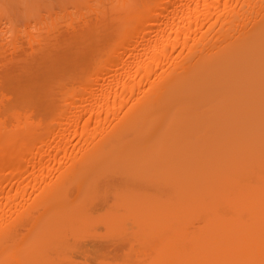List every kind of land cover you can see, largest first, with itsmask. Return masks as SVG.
Returning a JSON list of instances; mask_svg holds the SVG:
<instances>
[{"label":"bare ground","instance_id":"6f19581e","mask_svg":"<svg viewBox=\"0 0 264 264\" xmlns=\"http://www.w3.org/2000/svg\"><path fill=\"white\" fill-rule=\"evenodd\" d=\"M68 1L0 0V264H264V0Z\"/></svg>","mask_w":264,"mask_h":264},{"label":"rangeland","instance_id":"374dc122","mask_svg":"<svg viewBox=\"0 0 264 264\" xmlns=\"http://www.w3.org/2000/svg\"><path fill=\"white\" fill-rule=\"evenodd\" d=\"M75 1H76V0H75ZM77 1H78V0H77ZM88 1L90 2V0H88ZM88 1H87V3H88ZM91 2H92V1H91ZM91 2H90V4H91ZM68 3L71 4V6H72V5L74 4V0H72V1L69 0ZM68 3H67V4H68ZM72 3H73V4H72ZM75 5H76L75 8H73V6L71 7L70 5H68V6H69V7H68V11H69L70 9H71V10H72V9H78V7H77L78 5H77V4H75ZM69 12H70V11H69ZM70 13H71V12H70ZM72 13H73V11H72ZM90 13H92V12H90ZM90 13L88 12L87 14L89 15ZM92 14H93V13H92ZM92 14H91V16H92ZM91 16L89 15V17H91ZM75 17H76V15H75ZM75 17H74V18H75ZM93 17H94V14H93L92 18H93ZM76 18L78 19V17H76ZM77 19H76V20H77ZM76 20L74 19V21H75V22H73L74 24H78V22H77L78 20H77V21H76ZM92 20H93V19H92ZM71 23H72V22H71ZM74 24H71V26L76 27V29H77L78 25H75V26H74ZM71 26H70V27H71ZM71 29H73V28L71 27ZM71 29H70V31H71ZM73 30H74V29H73ZM73 32H74V31H73ZM73 32H71V33L69 32L70 35H72ZM73 34H74V33H73ZM21 42H22V44H23V43L25 44V46H24V44H23L22 48L24 49V47H25V49H27V48H28V45L25 43V42H27V41L24 40V42H23V40H22ZM21 42H20V43H21ZM20 43H17V44L21 46L22 44H20ZM20 50H22V49L20 48ZM8 51H9V50H8ZM8 51H7V55L4 56V57H6V58L9 57L8 55H9V53H10L11 50L9 51V53H8ZM17 51L19 52V50H17ZM7 56H8V57H7ZM6 58H5V59H6ZM14 59H16V58H14ZM8 60H9V58L7 59V61H8Z\"/></svg>","mask_w":264,"mask_h":264}]
</instances>
